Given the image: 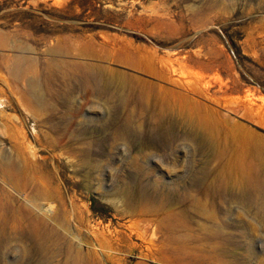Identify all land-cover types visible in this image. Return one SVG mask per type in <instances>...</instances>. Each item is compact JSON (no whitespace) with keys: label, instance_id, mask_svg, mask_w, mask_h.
<instances>
[{"label":"rangeland","instance_id":"obj_1","mask_svg":"<svg viewBox=\"0 0 264 264\" xmlns=\"http://www.w3.org/2000/svg\"><path fill=\"white\" fill-rule=\"evenodd\" d=\"M64 62L97 63L126 72L127 81L134 76L175 87L217 111L229 127L241 123L264 135V0H0V190L9 197L0 192V201L24 218L25 229L27 211L55 227L43 247L22 227L9 229L7 241L0 237V264L71 262L80 248L88 250L90 230L98 233L97 264H183L170 249L161 259L163 232L156 217L132 214L122 198L130 189L128 198L138 199L133 166L142 157L144 137L131 130L126 141L112 138L120 109L93 91L78 89L71 109L48 102L46 66ZM33 77L43 101L28 91ZM49 139L63 143L55 149ZM171 154L164 159L157 151L143 159L151 174L141 186H185L184 193L200 195L192 178L206 163V152L184 142ZM26 167L30 183L38 178L46 189L57 187L63 199L35 196L33 183L23 188L18 173ZM62 203L64 222L55 219ZM210 214L195 213L193 233L205 234ZM217 216L233 239L228 259L243 264L251 236V263L264 264V222L239 202L223 203ZM250 225L257 228L253 235ZM217 240L222 238L211 241Z\"/></svg>","mask_w":264,"mask_h":264},{"label":"bare ground","instance_id":"obj_2","mask_svg":"<svg viewBox=\"0 0 264 264\" xmlns=\"http://www.w3.org/2000/svg\"><path fill=\"white\" fill-rule=\"evenodd\" d=\"M46 69L48 70L46 78L48 102L54 104L53 102L58 100L60 104L71 109L70 105L74 104L72 103L73 95L78 89L93 91L97 97H99L98 95L105 97L104 101L113 109L114 107L120 109V113L113 120L115 131L112 138L126 141L131 130L144 137L145 141L141 143L142 157L138 158L133 166L137 175L135 191L138 199L128 198L131 194L128 191L130 189H127L128 192L123 191L122 198L132 210V214L142 211L143 214L152 213L156 217L158 227L163 232L162 239L159 240L163 243V248L160 250L161 259L164 260L166 249H170L173 252L171 257L174 258L175 254L179 255L183 264H240L241 260L238 257L228 259V256L233 255V252L227 248V244L233 242V239L224 235L223 227L225 225L218 221L217 212L221 209V205L227 201L239 202L249 213L264 222V135L256 133L241 123H235L234 126L229 127L230 125H227L226 121L218 116L217 111L204 106L205 104L199 100L191 98L189 93L134 76H128L127 81L126 72H111L101 64L64 62L57 67L48 64ZM34 78L28 79V91L43 101L39 81L37 82ZM32 110L36 112L37 109L33 108ZM241 126L242 128H240ZM79 136L80 133H78ZM60 140L49 139L46 143L57 149L63 143L62 140V143L59 142ZM184 142L192 143L193 146L204 150L207 155V157L205 156L206 163L193 173L192 178V185L198 187L200 195L184 193L182 188L185 186L175 185L172 188L168 187L169 189H166V186V190L158 186L148 190L141 186L143 177L151 174V172L145 171L142 164L143 159L157 151H161L162 157L168 159L172 155V150ZM21 151L23 152L22 149ZM89 161L86 158L85 163L90 164ZM29 169L26 167L20 172L18 170L19 176L24 181L22 187L25 189L33 178L30 174L31 169ZM172 171L176 172L177 169L174 168ZM42 178L46 182H51L47 177ZM16 179L13 180L16 181ZM13 180L11 178V181ZM38 181L39 179L36 178L30 183V185L33 183L30 187L35 192V196L63 199L57 187L46 189L41 183L38 184ZM188 187L190 188V184ZM126 188H128L127 185ZM0 192L3 196L8 197L6 192L2 190ZM1 199L3 200V198ZM1 201V242L7 241L9 229H16L19 226L23 228L22 232H27L25 235L37 246L43 247L47 244L48 235L55 230L54 226L47 227L43 220L34 216L31 211H27V215L33 217V220L27 216V219L31 221L25 229L24 218L21 220L9 203L3 204ZM64 210L66 209L62 203L58 214L55 215L57 221L64 222L67 215H64ZM210 210L209 219L212 221V225L201 230L205 233L202 236L193 233L192 220L195 213L205 215ZM248 228L247 232L252 235L257 230L256 225H250ZM212 238H222V240L212 242ZM97 240V231L90 230L88 238L85 240L89 246L88 250L80 248L73 261H66L63 264H97L98 252L93 249V246H97ZM106 242L109 243V240ZM150 243L154 244V241H150ZM252 243L253 238L249 236L244 243L247 253L243 264H252L255 256ZM194 257L197 259L194 260ZM259 264L263 263L260 261Z\"/></svg>","mask_w":264,"mask_h":264}]
</instances>
